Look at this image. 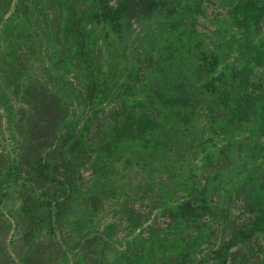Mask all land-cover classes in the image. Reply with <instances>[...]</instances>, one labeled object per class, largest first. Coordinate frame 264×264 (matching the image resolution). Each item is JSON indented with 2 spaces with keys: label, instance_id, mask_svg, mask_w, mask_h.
<instances>
[{
  "label": "rangeland",
  "instance_id": "1",
  "mask_svg": "<svg viewBox=\"0 0 264 264\" xmlns=\"http://www.w3.org/2000/svg\"><path fill=\"white\" fill-rule=\"evenodd\" d=\"M118 1L111 0V3L116 5ZM138 1L142 0H129L127 7V26H131L133 32L128 38L132 44L129 55L137 61V67L143 68L139 78L129 83L132 86L145 83L148 79L145 68L152 66V62L157 64L158 57L169 56L174 51L170 46L158 53L153 47L155 42L163 40L167 25H159L156 18L147 20L144 14L149 12L146 11L148 3L136 9ZM175 1L161 2L165 3L161 19H174L169 16L175 10H167ZM89 3L92 1L0 0V264H61L64 258L66 264H130L129 257L122 253L129 238H149L158 231L167 242L178 238L175 244L186 246L187 238L198 232L186 229L182 235L173 233L171 229L178 227L176 220L162 207L166 208L180 192H184L182 184L190 180L191 174L200 172L206 151L216 155L206 164L203 181L210 177L211 170L221 166L216 179L215 174L210 177L211 181L207 179L215 186L212 198L218 211L227 215L223 220H215L208 228V239L189 263L201 264L206 258V264H213L216 262L213 250L249 226L254 218L253 210L248 209L252 206L249 183L244 178L240 183V178L232 176L237 175L241 166L242 172L246 173L258 157V150L248 142L253 139L249 126L262 109L256 113L251 110L241 122L237 119L229 126L230 134L223 133L217 126L202 129L204 124L193 115L182 113L184 121L191 127L189 131L180 132L168 124L164 130L158 128L157 135L151 136L147 143H142V138L136 139L131 133L117 151L100 150V146L105 148L104 143L98 147L89 146L86 154L80 150L76 164L83 162V165L76 171L72 184L65 187L52 184L53 191L63 196L60 201H64L60 211L53 213L55 231L51 230L49 222H41L30 236L34 225L23 209V194L30 192L39 198L51 190L50 186L46 188L44 183L37 181L35 162L38 151L52 144L58 122L66 115L78 122L76 127L63 128L60 143L68 134L75 138L84 133L91 145L100 142L101 131L105 128L117 126L123 112L133 110L129 101L124 100L126 89L103 110L97 111L98 114L92 115V107L86 106L79 97L84 93V80L77 70V62L65 73V90L71 93L65 99L73 100L69 101V106H60L58 95L52 91H56L58 81L52 77L54 73L47 74L46 71L48 63H53L61 48H65L61 41V26L74 13L89 7ZM177 3L186 24L203 34L205 46L217 48L221 45L227 49L220 65L226 72L237 71V94L243 89L240 90L243 82L240 71H248L254 76L248 88L258 89L253 93L263 96L264 0L254 1L253 8L245 10L238 7L239 0H179ZM142 16L144 21L140 20ZM49 19L57 34L55 37L47 33ZM221 53L224 54L223 49ZM67 58L71 59L64 55V60ZM30 76L34 80L32 84ZM184 84L186 89V79ZM177 89L180 93L185 90L179 85ZM202 94L198 96L196 106L200 104ZM260 105L264 107V100ZM67 111L70 114H65ZM215 115L224 114L220 109ZM132 131L137 130L130 128L129 132ZM164 131L166 133H162ZM177 135H180L178 139L175 138ZM58 155L53 152L50 157ZM9 167L11 172L13 167L25 170L24 175L18 173L25 180L9 175L5 171ZM255 176L264 177V167L256 166ZM39 213L38 217L49 214L44 209ZM208 220L207 216L203 221ZM157 254V261L145 264H177L174 252L161 249ZM230 263L264 264V232L250 240L238 239L230 251Z\"/></svg>",
  "mask_w": 264,
  "mask_h": 264
},
{
  "label": "trees",
  "instance_id": "2",
  "mask_svg": "<svg viewBox=\"0 0 264 264\" xmlns=\"http://www.w3.org/2000/svg\"><path fill=\"white\" fill-rule=\"evenodd\" d=\"M91 1L89 7L76 13L73 12L74 15L64 20L61 26L63 34L61 41L65 48H61L59 56L53 63L52 61L48 63L46 71L47 74L53 75L54 73L52 77L58 81L56 91H52L58 95L60 106H69V101L73 100L66 101L65 99L71 94L70 91L65 90V73L70 71V67H75L77 62L79 67L77 70L81 72L84 80L82 85L84 93L79 94V97L86 106L92 107V115L98 114L97 111L103 110L107 103L112 101L116 95L124 93L126 89L127 94L124 100L125 102L129 101L133 110L123 112L118 118L117 126L114 125L111 129L105 128L104 131H101L100 142L91 145L87 142L84 133L76 135L75 132V138L68 134L63 143H60V133L63 128L72 125L76 127L78 122L76 123L75 118H70L69 115L58 122L52 144L45 150L38 151V159L35 162L37 181L44 183L46 188L51 187V190L38 196L39 198L30 192L23 194V209L30 218L31 224L34 225L30 236L33 235L41 222H49L51 230L55 231L56 221L52 220L53 213L60 211L64 201H60L63 196L61 193L56 194L53 191L52 184H60L64 187L67 184H72L76 171H80V167L83 165V162L76 164L80 150L86 154L89 146L98 147L104 143L105 148L100 146V150L117 151L124 145L131 133L136 139L142 138V143H147L151 136L157 135L158 128L164 130L168 124H171V128H175L177 131H189L191 127L184 121L182 113L193 115L195 120L204 124L202 129L208 126H217L223 133L230 134L231 127L229 126L234 124L237 119H240L241 122L251 110L256 113L262 109L259 116L257 115V119L252 121L249 126L253 139H248V142L258 150V157L254 163L250 164L252 167L245 170L246 173L242 172L241 166L236 172L237 175L232 176L240 178V183L243 178L249 183L252 206L248 209L253 210L254 218L249 226L238 231L220 248L213 250L216 261L213 264H231L230 251L238 239L250 240L264 232V177L255 176V167H264V107L260 105L264 100V94L263 96L254 94L253 92L258 89H253L252 86L248 88V85L254 80L253 74L248 71H240V74H243L240 90L243 89L240 94H237L236 90L239 86L235 81L237 71L233 69L231 72H226L220 65L225 58L227 49L221 45L217 48L205 46L203 34L188 26L182 18L183 14L180 13L179 3H177L179 0H176L172 8L167 10V12H170L171 9L175 10V13L169 16L174 18L171 21L161 19L163 16L161 14L162 6L165 5L161 2L164 0H146L147 2L142 0L136 3V9L141 8L142 4L148 3L146 11L149 12L144 14L147 20L156 18L159 25L162 23L167 25V32L164 33L163 40L155 42L153 47L158 53L170 46L174 47V51L169 56L158 57L157 64L152 62V66L145 68L146 72H144L147 73L148 78L145 83L140 86L138 84L130 85L131 81H136L139 78V73L143 68L137 67V61H133L128 51L132 46L128 38L133 34L131 26H127L129 0H119L116 5H112L111 0ZM239 1L238 7L245 10L253 8V2L256 0ZM46 8L44 7V9ZM145 18L142 16L140 20L144 21ZM52 26L49 19L47 33L55 37L57 34L54 33ZM3 47L2 45L1 48ZM154 48L150 49L154 50ZM262 48L261 50H264ZM222 49L224 54L221 53ZM145 51L149 53L148 49ZM240 51H242L241 47ZM64 55L70 56L71 59L64 60ZM54 63L57 64V67L55 65L53 67ZM6 76L7 74H5ZM185 79L188 81L186 89ZM32 81L34 80L31 78V84ZM261 82L263 88L260 87L259 91L262 88L264 92V80L261 79ZM177 85L185 89L183 93H180ZM36 86L39 84L36 83ZM200 92L203 93V96H200L202 100L196 106L195 102L201 94ZM36 101L38 106L39 100L36 99ZM219 108L224 115H215L220 110ZM249 109L250 111H248ZM69 111L65 114H70ZM130 128H135L137 131L129 132ZM162 133H166V131ZM188 134L191 133L186 135ZM186 135L182 137L184 138ZM179 136L177 135L175 138L178 139ZM53 152H58L59 155L54 158L50 157ZM215 155V152L206 151L202 157L203 167L200 172L196 171L191 174L190 180L182 184L184 192H180L178 197H175L176 199L172 200L166 208L162 207L169 210L176 220L178 227L171 229L173 233L182 235L181 233L186 229L198 233L187 238L186 246L175 244L176 240L179 241L178 238H172L167 242L165 238H161V231L153 233L149 238L130 237L127 242L131 245L128 244L122 252L129 257L130 264L157 261V253L161 249L174 252L177 264H190L189 262L196 258L201 245L209 237L210 229L208 228L213 225L215 220H223L227 215L224 211H218L212 198L215 186L210 182L212 175L215 174L214 179H216L217 174L221 173V166L211 170L210 177H206V180L203 181V175L207 171L205 166ZM67 167H71L72 170L66 171ZM5 171L15 179L21 178L20 175L25 174V170L22 168L20 170V167H13L12 172L9 167ZM20 180L24 181L25 179L21 178ZM37 199L41 203H38ZM43 209L47 210L48 216L38 217L41 215L39 211ZM207 216L209 220L204 222L203 220ZM189 224L191 226H188ZM28 253H26V259ZM63 260L61 264H66V259ZM201 264H206V258Z\"/></svg>",
  "mask_w": 264,
  "mask_h": 264
}]
</instances>
